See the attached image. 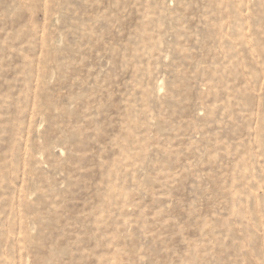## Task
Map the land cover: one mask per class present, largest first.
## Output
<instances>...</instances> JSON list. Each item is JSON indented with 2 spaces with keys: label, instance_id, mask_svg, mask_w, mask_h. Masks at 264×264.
Returning <instances> with one entry per match:
<instances>
[{
  "label": "rangeland",
  "instance_id": "1",
  "mask_svg": "<svg viewBox=\"0 0 264 264\" xmlns=\"http://www.w3.org/2000/svg\"><path fill=\"white\" fill-rule=\"evenodd\" d=\"M0 264H264V0H0Z\"/></svg>",
  "mask_w": 264,
  "mask_h": 264
}]
</instances>
